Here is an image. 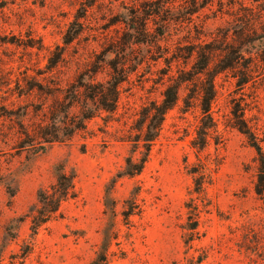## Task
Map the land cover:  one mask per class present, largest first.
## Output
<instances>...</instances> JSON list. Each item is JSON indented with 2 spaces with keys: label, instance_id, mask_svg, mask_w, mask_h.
<instances>
[{
  "label": "rangeland",
  "instance_id": "rangeland-1",
  "mask_svg": "<svg viewBox=\"0 0 264 264\" xmlns=\"http://www.w3.org/2000/svg\"><path fill=\"white\" fill-rule=\"evenodd\" d=\"M207 61L230 67L213 78V129L198 152L194 90ZM114 79V114L82 98L85 85ZM167 84L178 100L142 172L117 177L132 149L118 138ZM239 122L264 151V0H0V264H88L109 185L118 235L108 264H264V199ZM199 161L210 181L198 231L185 236L187 171ZM61 170L75 196L33 233L37 194ZM134 190L139 213L121 223Z\"/></svg>",
  "mask_w": 264,
  "mask_h": 264
},
{
  "label": "trees",
  "instance_id": "trees-1",
  "mask_svg": "<svg viewBox=\"0 0 264 264\" xmlns=\"http://www.w3.org/2000/svg\"><path fill=\"white\" fill-rule=\"evenodd\" d=\"M209 61L204 64L200 71L205 79L198 83L195 87V94L198 99V109L204 120L191 140V147L196 151H202L208 144L210 130L213 129L210 121V105L215 98V89L213 78L217 73L225 71L230 66L228 64L218 63L219 66L210 69ZM118 81H106V84L100 83L96 86L85 85L81 92L82 98L97 99L101 110L114 114L118 104ZM244 83V82H243ZM161 98L159 102H151L138 113V118L134 120L131 131L128 135L118 138L132 145L131 155L124 159V166L117 177L126 176L129 178L139 175L147 161L150 146L158 137L161 126L166 113L171 110L178 100V87L175 84H167L160 92ZM237 129L246 136L249 145L254 149L255 156V181L253 183L254 193L258 198L264 199V151L260 145V141L244 122H239ZM144 150H138L139 148ZM135 153H140L139 157H134ZM191 177L192 185L188 190V197L184 202L186 209L187 221L181 226L185 236L197 233L199 223L200 207L205 200V187L210 181V169L202 162L193 164L187 171ZM112 185L114 180L111 181ZM110 186V187H109ZM105 187L103 196L104 209L102 214L107 218V224L101 231V239L94 253V256L88 264H108L109 262V246L113 240L117 238L118 229L115 221L114 203L109 200L111 185ZM75 196L74 184L72 177L66 175L62 170L59 171L55 178V183L51 186V192L40 190L37 194L38 208L35 214L30 218V228L33 233L38 227L46 223L51 217L55 216L59 210L60 204L68 198ZM139 213L137 204V190L132 191L123 202L122 211L119 213L120 222L128 221L131 216ZM193 222L191 223V221ZM192 238L185 239V242L191 241ZM201 260H199L200 262Z\"/></svg>",
  "mask_w": 264,
  "mask_h": 264
}]
</instances>
